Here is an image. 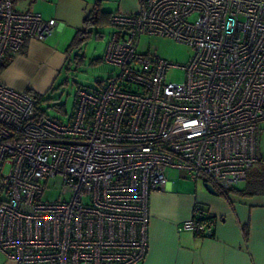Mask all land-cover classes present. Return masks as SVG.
<instances>
[{
    "label": "built area",
    "instance_id": "built-area-1",
    "mask_svg": "<svg viewBox=\"0 0 264 264\" xmlns=\"http://www.w3.org/2000/svg\"><path fill=\"white\" fill-rule=\"evenodd\" d=\"M14 2L0 0V68L58 25ZM110 23L103 60L117 72L79 85L68 120L38 117L31 93L0 81V250L17 264H138L166 170L224 191L260 162L264 0H139ZM143 34L189 45L191 61L139 51ZM56 177L62 196L44 199ZM205 218L196 202L184 226L207 235Z\"/></svg>",
    "mask_w": 264,
    "mask_h": 264
},
{
    "label": "crops",
    "instance_id": "crops-1",
    "mask_svg": "<svg viewBox=\"0 0 264 264\" xmlns=\"http://www.w3.org/2000/svg\"><path fill=\"white\" fill-rule=\"evenodd\" d=\"M96 1L28 0L29 8L21 11L56 19L58 25L46 41L29 40L21 51L10 54L12 59L1 71L0 81L19 91L46 93L70 59V45ZM100 1L111 15L133 14L139 7V0ZM253 169L244 185L235 187L245 189L257 170ZM206 183L193 182L179 172L174 180L168 178L164 189L151 194L149 248L138 264H264V194H220L216 189L215 195ZM196 202L211 218L210 234L200 235L184 226ZM0 264L17 263L0 250Z\"/></svg>",
    "mask_w": 264,
    "mask_h": 264
},
{
    "label": "rangeland",
    "instance_id": "rangeland-1",
    "mask_svg": "<svg viewBox=\"0 0 264 264\" xmlns=\"http://www.w3.org/2000/svg\"><path fill=\"white\" fill-rule=\"evenodd\" d=\"M27 1L28 0H15V9L27 10L29 8ZM32 3L35 4L36 1ZM31 9L36 11L35 8ZM91 29L93 33L88 41L84 42L81 48H74L71 50L70 59L63 70L58 73L53 85L46 93L39 94L42 96L41 98H43L41 102L42 108H44L50 116L60 121L68 120L69 116L73 113L75 96L79 85L90 89H98L105 80L117 72L116 67L112 64L104 60L98 61V59L104 58L107 44L116 30V27L112 24L102 23L91 27ZM98 33H102L103 36H97ZM139 51H156L161 57L169 60L173 64L183 66L191 61L194 54L192 47L187 44L177 42L171 38L149 34H143L141 36ZM77 55L82 58V62L76 63L75 58ZM94 60H97V62H93ZM169 76L170 79L174 81H181L183 70L174 69ZM257 142L258 155L261 161L264 160V120L259 124ZM261 167L262 163H257L253 170L260 169ZM177 174H179V172L176 170H166V176L169 179L174 180L177 178ZM243 185L244 184L241 183L238 186L241 187ZM62 189V179L60 177L51 178L46 183L44 199H59L62 196ZM67 197L68 196H65V198Z\"/></svg>",
    "mask_w": 264,
    "mask_h": 264
},
{
    "label": "trees",
    "instance_id": "trees-1",
    "mask_svg": "<svg viewBox=\"0 0 264 264\" xmlns=\"http://www.w3.org/2000/svg\"><path fill=\"white\" fill-rule=\"evenodd\" d=\"M110 19H111V14L104 11L102 8V2L100 0H97L92 10L86 15L84 19V27L77 31V34L75 35L70 45V52L74 48H78V49L81 48L82 44L88 41V39L91 37L93 33L91 27L97 26L102 23L111 24ZM97 36L101 37L103 36V34L98 33ZM11 59H12V56L11 58L10 57L6 58V60L4 61V63L2 64L0 68L1 71L7 67ZM101 60L103 59L102 58L98 59V61H101ZM75 61L76 63H80L82 62V58L79 55H77V57L75 58ZM93 62H97V60H94ZM28 92L31 93L36 99L37 116L39 117L42 115H49L47 111L41 106V102L43 100V98H41L42 96H40L39 94L35 93L32 90H28ZM260 162L262 163V167L260 169H257L256 172H254L253 178L249 179V181L246 184L245 189H238V187H233V188L226 189L224 191L219 190V193L221 194V193L226 192V194H228L230 192H236V193L245 194V195L264 194V160H261ZM205 221L208 222V226H209L210 225L209 222L211 221V218L206 216ZM245 231H246V236H247L248 234L247 227L245 228Z\"/></svg>",
    "mask_w": 264,
    "mask_h": 264
},
{
    "label": "water",
    "instance_id": "water-1",
    "mask_svg": "<svg viewBox=\"0 0 264 264\" xmlns=\"http://www.w3.org/2000/svg\"><path fill=\"white\" fill-rule=\"evenodd\" d=\"M205 187H206V189H207L210 193L215 194V195L218 194V191L216 190V188H215L211 183L207 182V183L205 184ZM209 234H210V233H209Z\"/></svg>",
    "mask_w": 264,
    "mask_h": 264
}]
</instances>
